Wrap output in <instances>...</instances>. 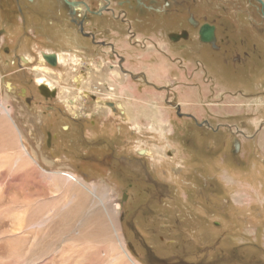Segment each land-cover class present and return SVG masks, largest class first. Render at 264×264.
Instances as JSON below:
<instances>
[{
  "label": "rangeland",
  "instance_id": "rangeland-1",
  "mask_svg": "<svg viewBox=\"0 0 264 264\" xmlns=\"http://www.w3.org/2000/svg\"><path fill=\"white\" fill-rule=\"evenodd\" d=\"M236 4L229 0L224 8L238 10ZM214 8L210 18L228 19ZM256 12L247 16L250 23L260 22ZM238 17L235 25L243 27L245 19L243 24ZM181 22L157 34L143 29L135 36L130 26H124L125 34L101 33L98 39L110 40L122 63L121 57L120 62L108 57L107 49L83 43L41 49L58 52L60 65L38 70L34 64L29 70L55 92L50 106L63 115L40 119L21 101L15 107L6 93L14 87L0 91V102L12 112L10 120L0 114V264H144L135 242L142 235L155 246L164 237L171 245L158 246L167 255L180 256L185 251L178 246L187 247L186 260L205 257L198 264H264V82L253 71L249 88L240 74L220 79V58L208 73L194 52L170 46L167 33ZM255 36L264 41V34ZM14 81L18 87L31 84ZM106 106L116 109L111 113ZM101 116L114 117L112 161L105 157L108 136L91 139L96 130L91 121ZM199 124L208 132H225L221 141L208 138L211 150H219L208 154L206 168L189 146ZM50 136L59 139L47 146ZM232 137L242 145L236 157L230 152ZM97 149L104 150L103 159ZM139 162L162 185L155 191L148 187L146 194L135 189L125 194L116 182L123 176L132 184L142 180ZM63 174L76 180L67 182ZM144 204L153 210H143ZM126 211L136 213L133 225H124Z\"/></svg>",
  "mask_w": 264,
  "mask_h": 264
},
{
  "label": "flooded vegetation",
  "instance_id": "flooded-vegetation-1",
  "mask_svg": "<svg viewBox=\"0 0 264 264\" xmlns=\"http://www.w3.org/2000/svg\"><path fill=\"white\" fill-rule=\"evenodd\" d=\"M228 1L216 0V3L212 4L209 0L205 2L199 0L198 4H195L196 1H194L195 3L191 6L186 4L183 5L185 8H180L179 4L182 3V0H0V85L2 84L0 91H6L8 86L14 87V91H6V93L8 96L15 98V107L17 108V104H19L17 102L21 101L29 110L33 108L36 114L39 112L42 116L40 119L54 113L63 115L57 108L50 106L51 101L55 99V92L49 90V96L40 94L39 86L35 83L36 74L29 70V68H36L34 64L39 66L38 70H43V67L52 69L60 65L55 64L53 66L50 63L52 60L43 59L41 55L44 56L45 53H58L45 50L62 47L66 42H76L74 45H82L83 43L91 48L107 49L109 51L108 57L116 58L119 61L121 56L116 52L114 44L109 42L110 40L98 39L101 33L109 31L125 34L124 26H130L128 30L129 28L130 30L133 29L130 34L133 33L135 36L143 34L148 29L154 30L153 33L157 34L160 29L165 30L170 25L177 23L178 20L182 21L179 23L181 24L180 27L175 32L167 33V38L171 43H169L170 46L173 47L175 46L173 44H176L179 51L194 52L196 56L201 58L204 70L208 73L214 70V66L217 67L215 62L220 58L221 64H218V72L221 74L219 75L220 79L225 78V73L226 77L240 74L241 77L239 78L249 80L250 84L244 87L249 88L253 82L249 73L253 71L255 77H260V80L264 82V41L255 36V34H264V0H237L238 10H233L230 6L224 8V4ZM232 4H234L233 1ZM214 7H217V9ZM213 8L215 10L219 9L220 13L227 15L229 20L221 17L210 18L212 15L211 9L213 10ZM255 12L259 14L260 22L250 23L251 21L247 16L252 17ZM235 15H239V21L245 19L246 24L243 27H236V22L233 19ZM143 29L146 30L143 31ZM34 57H36V61L32 60ZM77 61V65L80 64V58ZM202 63L201 66H203ZM120 66L118 67L119 70H121ZM254 67L255 70L252 69ZM14 80L31 84L18 87L13 84V82L16 83ZM144 83L151 84L147 81H144ZM106 108L110 109L111 113L116 109V107L110 108L108 106ZM176 108L177 114H180L178 113L179 108ZM99 118L101 120H97L96 123L91 121L93 128H96L92 136L94 138H91L92 143L99 141V135L108 136L107 142L110 145L106 150L107 153H110L105 156L103 149H97V155L101 156V159L105 156L112 161L115 159L113 137L116 132L110 126L111 123L115 125L114 117L101 116ZM188 119L191 118L188 117ZM38 122L40 126H43L42 121L39 120ZM121 123L125 124L124 121ZM203 126L199 124L197 132H194L190 137L189 146L194 155L202 157L201 163L203 162L204 168H206L209 164L204 161H209L208 154L210 155L213 150H219V148L211 150V140H208V138L213 136L221 141L224 139L225 132L222 128L212 129L211 132H208L207 129H203ZM68 129V127L62 128L65 133ZM117 129L120 132L122 131V127ZM120 132L119 134L122 133ZM54 139L57 141L59 138L50 136L48 140L45 137V145L52 146ZM241 147L238 138L232 137L230 139V152L234 157L240 153ZM85 155L84 149L80 148L78 157L83 159ZM121 162H126L128 167L131 168L130 162L125 159ZM138 164L137 168L143 175L142 180L134 181L136 184H132L130 181L128 182L127 178L129 176H123L120 178L121 181L116 182L118 188L125 194H133V189L140 194H146L148 187L155 191L162 185L146 168L144 162ZM205 186L207 185L204 184L203 188ZM192 187L194 188V186ZM155 199L156 202L163 203V198L159 197L158 194L157 196L155 194ZM142 209L145 211L153 210L145 204ZM129 214V211H126L127 221H124L126 226L130 225L129 221L133 225V217H136L134 212ZM152 240V238H146L143 235L142 237L139 236V239L135 238L136 244L142 250L140 258H142L144 264H198L200 260L205 258L196 261L186 260V257H189V251L185 246H178V250L185 251L181 252L180 256L167 255L162 250L160 252L158 246V243L163 242L165 244V238L162 236L159 239L157 238V246L153 245ZM165 245L169 246L171 244L167 243ZM174 247L176 248V246Z\"/></svg>",
  "mask_w": 264,
  "mask_h": 264
},
{
  "label": "bare ground",
  "instance_id": "bare-ground-1",
  "mask_svg": "<svg viewBox=\"0 0 264 264\" xmlns=\"http://www.w3.org/2000/svg\"><path fill=\"white\" fill-rule=\"evenodd\" d=\"M63 55V54H62ZM41 57L43 58V59H49V61H51L50 63L53 65V66H55V64H60V58H62L60 55H58V54H56V53H45V55L44 56H42L41 55ZM51 58V59H50ZM63 61V60H62ZM63 63V62H62ZM35 83H36V85L37 86H39L38 87V90H39V92H40V94H42V95H48L49 93L47 92L48 90L47 89H49L50 90V86L46 83V82H44V80L43 79H39V80H37V81H35ZM10 87V86H9ZM8 90V89H7ZM51 91V90H50ZM0 114L1 115H5V117L7 118V120H10V117L8 116V114L9 113H12V112H10V110L8 109V107L7 106H5L2 102H0ZM4 115H3V117H4ZM1 121V120H0ZM5 121V120H4ZM4 123V122H3ZM3 136V135H2ZM7 137V136H6ZM7 141V140H6ZM9 141V140H8ZM7 148H8V146H6ZM0 148H1V146H0ZM22 149H23V151H25L24 149V147L22 146ZM6 158V157H5ZM20 161V160H19ZM63 175H65V177L68 179V181L67 182H70V181H72V180H76V179H74V177L72 176V175H69V174H63ZM130 260V259H129Z\"/></svg>",
  "mask_w": 264,
  "mask_h": 264
}]
</instances>
